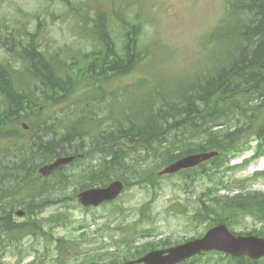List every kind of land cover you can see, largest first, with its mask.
I'll use <instances>...</instances> for the list:
<instances>
[{
	"label": "trees",
	"instance_id": "1",
	"mask_svg": "<svg viewBox=\"0 0 264 264\" xmlns=\"http://www.w3.org/2000/svg\"><path fill=\"white\" fill-rule=\"evenodd\" d=\"M128 11L126 5H111L108 9L94 5L91 14L80 13L79 36L93 50L85 55L89 59L82 61L83 65H68L64 54L41 50L39 28H23L11 37L7 51L18 66L0 62V141L12 139L11 125L39 114L42 106L62 105L78 95L77 101L65 107L89 100L104 101L97 113L87 111L90 113L72 120L66 113L55 115L52 123L43 122L45 128L40 123L41 135L0 149L2 156L15 155L14 160H8L11 163L0 162V196L13 199L10 205L0 207V231L30 228L35 232L36 224L28 221H36L30 218L41 211L42 203L33 199L41 196L40 181L45 179L31 175L32 166L39 165L33 161L35 158L44 164L57 157L81 156L72 164L87 154H97L88 171L67 175L68 166H59L54 170L59 173L56 180H44L64 190L72 177L80 182L79 189L104 186L114 178L127 186L130 181L126 174L137 183L153 184L156 170L185 155L210 151L218 153L196 168L179 173L189 178L192 174L216 175L230 157L251 148V136L255 142L253 158L264 154V0H227L224 16L209 35L210 41L226 45L225 55L216 58L215 64L204 65L193 76L158 71L108 91L112 89L110 83L131 75L151 56L149 46L140 42L144 20L137 12L129 15ZM114 24L123 32L121 47L110 33ZM99 112L109 118L108 122L101 124ZM105 125L111 130H104ZM84 136L91 137L87 147ZM149 155L154 160L147 161ZM220 184L219 188H205L193 217L201 221L206 218L211 225L225 223L231 230L245 216L264 222V192L249 191L241 182L239 192L232 196L218 194L221 187L225 188ZM21 193H26L25 202L16 201L23 197ZM16 204L28 209L31 215L27 222H14ZM237 233L264 237V226ZM141 254L142 249L135 248L125 260ZM231 259L236 264L256 262L246 257Z\"/></svg>",
	"mask_w": 264,
	"mask_h": 264
},
{
	"label": "rangeland",
	"instance_id": "2",
	"mask_svg": "<svg viewBox=\"0 0 264 264\" xmlns=\"http://www.w3.org/2000/svg\"><path fill=\"white\" fill-rule=\"evenodd\" d=\"M226 3V0H0V62L9 61L18 66L15 57L7 51L12 43L11 37H16L23 28L29 31L39 28L41 50L64 54L68 65H83L82 61L89 59L85 55L93 50L90 43L79 36L80 13L91 14L94 5L106 9L111 5L116 8L126 5L129 15L137 12L144 20L140 42L149 46L151 56L143 67L121 81L110 83L112 89L107 90L111 91L119 84L134 82L140 76L158 71L169 72L171 76H193L204 65H213L216 58L225 55V42H212L209 35L224 16ZM110 33L117 47H121L123 32L119 25H112ZM82 82L86 84L85 79ZM79 97H69L73 101L62 105L42 106L39 114L15 121L11 125L14 128L12 139L0 141V149L41 135L38 130L40 123L43 127V122L46 120L47 123L55 115L66 113L67 118L72 120L80 114L90 113L87 111L96 112L104 101L102 98L86 101L88 104L75 103L70 108L65 107ZM97 115L101 124L108 122L109 118L102 112ZM104 130L110 131L111 127L105 125ZM90 140L91 137L84 136L86 147L92 143ZM91 155L88 157L87 154L85 158L68 165L66 174L77 175L82 169L90 170L97 154ZM251 155L252 151H248L230 157L221 167L222 170L210 171L216 175L208 177L192 174L193 178H189L180 173L160 176L157 174L158 169L154 173L153 184H149L137 183L132 175L126 174L124 176L130 183L118 198L90 208L83 207L77 201L80 182L75 177L70 179L72 182L64 190L63 186L56 188L45 182L56 180L59 173L44 177L45 181H40L43 192L40 197L33 199L43 206L37 212V217L32 215L30 218L36 221H28L36 224L35 232L32 233L30 228H24L21 232L0 231V264H118L125 262V258L135 248L139 251L142 249L143 256L150 251L200 237L212 226L206 218L201 221L193 217L200 207L198 199L203 197L206 187L219 188L222 182L225 188L221 187L218 194L232 196L239 192L237 186L243 182L249 191L264 192V175L257 174L264 172V154L249 159ZM14 156L0 155V162L3 165L11 163L8 160H14ZM245 159L248 160L244 164ZM148 160L154 159L149 155ZM33 161L39 165L32 166L31 175L43 178L37 173L42 165L41 160L35 158ZM21 194L23 197L20 196L16 201L25 202L26 193ZM11 201L12 198L0 196V207L10 205ZM27 210L16 204L14 222H27V217L31 215L27 214ZM18 211L24 212V215H17ZM263 226L264 222L253 216H245L231 228L235 232L248 233ZM180 264L236 263L221 252H207ZM250 264H264V261L260 259Z\"/></svg>",
	"mask_w": 264,
	"mask_h": 264
},
{
	"label": "water",
	"instance_id": "3",
	"mask_svg": "<svg viewBox=\"0 0 264 264\" xmlns=\"http://www.w3.org/2000/svg\"><path fill=\"white\" fill-rule=\"evenodd\" d=\"M217 154L216 151L189 154L164 167L159 175L171 174L182 169L195 167ZM73 157H60L50 164L39 168L42 175L49 174L54 168L72 161ZM121 180L111 181L104 187H91L82 190L77 199L82 206H98L102 202L115 199L123 190ZM18 215H22L19 211ZM219 251L233 257L243 255L252 259L264 257V238L254 235H235L225 224H218L207 230L200 238L186 241L166 249L153 250L135 260L119 264H177L202 251Z\"/></svg>",
	"mask_w": 264,
	"mask_h": 264
},
{
	"label": "bare ground",
	"instance_id": "4",
	"mask_svg": "<svg viewBox=\"0 0 264 264\" xmlns=\"http://www.w3.org/2000/svg\"><path fill=\"white\" fill-rule=\"evenodd\" d=\"M81 156H77V157H75V159H77V158H80ZM181 158V157H180ZM252 167V166H251Z\"/></svg>",
	"mask_w": 264,
	"mask_h": 264
}]
</instances>
